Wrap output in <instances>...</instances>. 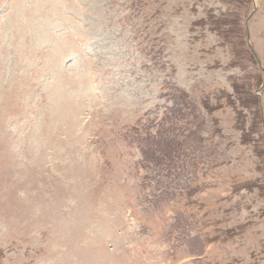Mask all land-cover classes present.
<instances>
[{
    "label": "rangeland",
    "instance_id": "obj_1",
    "mask_svg": "<svg viewBox=\"0 0 264 264\" xmlns=\"http://www.w3.org/2000/svg\"><path fill=\"white\" fill-rule=\"evenodd\" d=\"M0 264H264V0H0Z\"/></svg>",
    "mask_w": 264,
    "mask_h": 264
},
{
    "label": "bare ground",
    "instance_id": "obj_2",
    "mask_svg": "<svg viewBox=\"0 0 264 264\" xmlns=\"http://www.w3.org/2000/svg\"><path fill=\"white\" fill-rule=\"evenodd\" d=\"M94 240V239H93Z\"/></svg>",
    "mask_w": 264,
    "mask_h": 264
}]
</instances>
